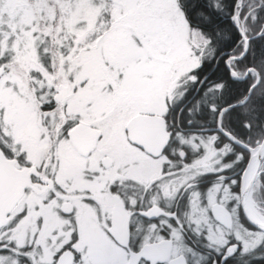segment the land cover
<instances>
[{"label": "snow or ice", "instance_id": "1", "mask_svg": "<svg viewBox=\"0 0 264 264\" xmlns=\"http://www.w3.org/2000/svg\"><path fill=\"white\" fill-rule=\"evenodd\" d=\"M0 264H264V0H0Z\"/></svg>", "mask_w": 264, "mask_h": 264}]
</instances>
